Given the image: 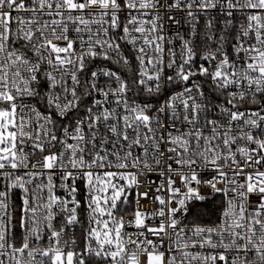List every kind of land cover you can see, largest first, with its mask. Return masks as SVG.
Instances as JSON below:
<instances>
[{"label":"snow or ice","instance_id":"obj_1","mask_svg":"<svg viewBox=\"0 0 264 264\" xmlns=\"http://www.w3.org/2000/svg\"><path fill=\"white\" fill-rule=\"evenodd\" d=\"M0 264H264V0H0Z\"/></svg>","mask_w":264,"mask_h":264}]
</instances>
